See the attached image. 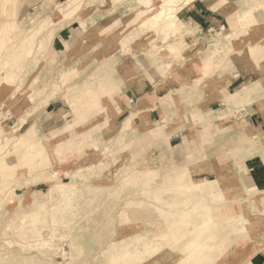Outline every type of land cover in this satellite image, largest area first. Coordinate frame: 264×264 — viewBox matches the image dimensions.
<instances>
[{"label": "rangeland", "instance_id": "374dc122", "mask_svg": "<svg viewBox=\"0 0 264 264\" xmlns=\"http://www.w3.org/2000/svg\"><path fill=\"white\" fill-rule=\"evenodd\" d=\"M70 1L74 11L57 12ZM224 1L227 10L220 0H180L176 24L189 31L186 44L159 53L154 25L141 21L151 13L139 12L148 9L142 0H0V264H119L123 252L140 248V237L152 245L151 235L167 230L163 213L186 210L193 229L207 231L209 207L249 200L257 204L249 211H264V184H254L244 165L264 161V0ZM64 26L65 43L58 37L51 46ZM136 77L144 80L139 87ZM131 84L128 119L119 105L128 104ZM86 103L97 109L84 112ZM152 108L158 114L150 120ZM157 127L159 134L141 139ZM26 133L44 146L33 151L38 139ZM221 174L239 189L232 199L218 201L219 189L204 184ZM243 174L258 188L253 200ZM135 222L136 231L127 228ZM142 222L151 226L141 229ZM240 233L226 230L223 239L237 241L216 264H239L253 253L249 232ZM213 238L177 261L215 264L211 255L223 239ZM166 248L162 241L147 254ZM256 256L263 261L264 251Z\"/></svg>", "mask_w": 264, "mask_h": 264}, {"label": "bare ground", "instance_id": "6f19581e", "mask_svg": "<svg viewBox=\"0 0 264 264\" xmlns=\"http://www.w3.org/2000/svg\"><path fill=\"white\" fill-rule=\"evenodd\" d=\"M113 1H117V0H113ZM160 1L161 3L158 6H153L152 0H142L141 5L148 7V9L146 10L141 9L139 11L143 13V15L151 11V13L149 15L146 14L147 17H143L141 21L143 22L142 24H147L148 22H151L154 25V28L157 33L156 37L160 39L161 41L160 43L162 44L159 53H161L162 51H166V50L177 49L180 46L179 44L180 42H183V44H186V42H184L185 41L184 37L186 35L189 36V31H184L186 33V35H184V33L180 31L178 25L176 24V15H175L176 6L180 0H160ZM183 1L185 2L184 4H187V2H189L190 0H183ZM225 2L227 1L220 0V3L224 7H226V10H227L231 6L227 8L228 6L225 5ZM244 2L248 3V0H245ZM64 6L66 9L64 8ZM64 6L62 5L57 10V12L64 14L68 10L74 11L77 8L76 1L66 2ZM250 10L251 9L245 11L240 18L249 16ZM258 15H262L264 18V10L260 9ZM229 22L233 26L235 19H231ZM28 40L31 41L30 38H28ZM25 45L26 44H24V47ZM76 71L77 69L70 70L69 76L73 75ZM66 77L67 76L65 75V78ZM111 81H112V78L107 77V82L111 83ZM102 89H103V84H98L97 87L93 89V91L98 93V91L100 92V90ZM243 94L244 96L249 94V89H247ZM89 95H85L86 102L90 101L93 98L92 97L93 93ZM75 100L73 101L75 102ZM76 102H78V104H82V102L79 100H76ZM84 105H85V107L83 108L84 112H90L92 110H95L96 108L94 105L89 106V104L87 103ZM81 115L82 114H79V116ZM147 122H148L147 119L143 118L142 125H147ZM160 128L161 127L149 128L146 130L144 129L145 133L143 131L144 135L141 136V139L146 140L149 137L156 136L157 134L160 133ZM25 136L29 138L31 137L33 139L36 138V137L34 138V136H32L30 133H26ZM30 145L34 149L33 151H36L41 146H44V144H42L39 141V139H38V142L31 143ZM243 177H244V184H243L244 191H247L250 194V198H251L250 200H253V198L256 196V192L258 188L250 182V179L246 175L243 174ZM198 182L199 181L194 182L191 185V187L193 186V188H197ZM217 182L218 184H220L219 187L216 184ZM204 184L208 185L209 186L208 188H210L211 191L217 192L216 189H219V191L223 194V196H220L218 201H224V200L234 198V196L238 193V190H239V189L233 188L228 185V182L226 181V176L224 174H221V178L219 179V181L215 179L208 180L204 182ZM62 186H67V185H62ZM262 199L263 200L261 202L263 203V207H264V197ZM222 204L224 205L215 206L213 208L209 207L211 209V214L209 211V217H210V221L212 222V224L209 225V229H207V231L205 229L200 230V231L194 230L193 229L194 220L192 219V217H189L186 210L180 217L173 216L172 218H169L167 217L166 214L163 213L161 215L162 220L160 223L168 224V228L167 230H165L164 233H157V234L151 235L150 240L154 241L155 242L154 244L159 245V246H160V242L163 241L164 243H167V248L162 249L160 252L156 253L153 256L151 255L152 257L148 256L147 254L149 252L148 247H154V244L151 245L144 238L142 239L140 237V240H139V242H141L139 243L141 244L140 248L136 246L131 250L125 251V253L123 252L121 256H125V257L123 258V260H119V264H170L171 262L173 263L177 261L179 256L181 255L186 256L187 254H189L197 246L202 245L204 240L208 238L214 237L212 241L214 243L223 239L225 236L228 235L226 234V230L229 228H231L232 231H235L237 228H240L241 233L243 232L244 229H247V231L249 232V238L257 245L256 249L253 250L252 255L255 253H258L259 250L264 251V230H262L263 225H264V211H257L254 208H251L253 209V211H249V208L252 205H257L256 202L248 200L247 203L245 202L240 205H234V204L228 205L226 203H222ZM200 210H202V208H197L196 216L199 215L201 218L202 214H200ZM136 223L137 222L128 224L127 228H134L136 231V229L139 228V225H136ZM140 224L144 226V227H141V229L149 228L151 226L150 223H145V222H142ZM143 231H145V229H143L141 232ZM241 233H240V236H241ZM182 236H184V239L180 240L182 239ZM138 239L134 237L133 242H138ZM236 241H237L236 237L234 239L229 236L221 241L220 243L221 245L219 244L220 246L218 248L216 247L217 248L216 250L215 248L213 249L215 251L213 252L211 257L213 258L215 264L220 258H222L225 255L227 250H229V248ZM176 242H181L180 246L178 247L175 246ZM214 243H212V245ZM126 255H128L129 258H127ZM250 256H246L245 259L240 261L239 264H249ZM184 260L185 258H181L177 261V263L182 264ZM198 262L200 264H207V260L200 261L199 259Z\"/></svg>", "mask_w": 264, "mask_h": 264}, {"label": "crops", "instance_id": "0c3cea01", "mask_svg": "<svg viewBox=\"0 0 264 264\" xmlns=\"http://www.w3.org/2000/svg\"><path fill=\"white\" fill-rule=\"evenodd\" d=\"M193 7V6H192ZM204 8L205 9H207L205 6H204ZM187 11H189V10H187ZM190 11H193V13L195 14V12H196V14H197V16H200V17H202L203 18V16L200 14V10L198 9H196L195 8V6H194V9H191L190 8ZM211 11H213V10H211ZM215 12V11H214ZM207 19V18H206ZM213 19H215V18H213ZM209 20V19H208ZM197 23V22H196ZM64 28H67V26L65 27H60V29H59V31H60V33H59V35L57 34L59 31H57V28L55 29V31H54V34L52 35V37H51V40H50V45L51 46H54V44H55V39L56 38H60L61 39V41L63 42V43H65V41H66V37H65V35H64V37L65 38H63L62 37V35H63V29ZM62 31V32H61ZM54 52H56V53H54V55H53V57H54V59H55V63H56V61H57V63H60L61 62V60H62V56L60 57L59 56V54L60 53H58V50H56L55 48H54ZM72 58H74L73 56H71ZM53 59V60H54ZM72 69H76L75 67L74 68H71L70 70H72ZM70 70H68V71H66L67 73H69V71ZM79 70V69H78ZM80 71V70H79ZM155 73V72H154ZM154 73H151V74H154ZM156 74V73H155ZM139 75V74H138ZM144 80L142 79V78H139V79H137V77L135 78V82H136V86H138L139 87V85H141V82H143ZM159 81H160V79H159ZM194 81V80H193ZM192 81V82H193ZM235 80H232V82H230V83H233ZM191 82V83H192ZM158 83V82H157ZM191 83H189V84H191ZM231 85V84H230ZM147 86V85H146ZM130 87H133L132 86V84L130 85V86H128L126 89H125V94H124V96L128 99V104H126V103H124V102H121V104L119 105L120 106V108L122 107L123 108V111H122V113L124 114H126V116H127V118L129 119L130 118V116H128V115H130V114H132V110H133V107L131 106V104L134 102V98L132 97L133 96V94H132V91L130 90L131 88ZM175 90H177L176 88H175ZM138 91V90H137ZM199 94V93H198ZM198 94H197V96H198ZM167 95V93L166 94H163L162 96L164 97V96H166ZM196 96V97H197ZM131 98H133V100H131ZM123 101V100H122ZM52 104H54V102H51V101H49L48 103H46V105H45V109H44V111L45 112H48V110H47V108L50 106V105H52ZM150 111L148 112V116H149V119L150 120H152V118H151V114L153 115L154 113L155 114H158V111L156 110V109H154V108H152V109H149ZM161 110V109H160ZM43 111V112H44ZM165 111H169V109H165ZM43 112H42V114L40 115V117H38L37 118V120H40L41 121V118L44 116V114H43ZM136 116H134V118H135ZM253 158H248V159H245V161H244V165L247 167V170L248 171H251V175H252V181H253V183L254 184H261V185H263L264 184V161H262V160H260L259 159V161H253V162H250V160H252ZM257 255V253H255V254H253L252 255V253H251V256H250V263L251 264H264V260L263 261H261V259L260 258H258V256H256Z\"/></svg>", "mask_w": 264, "mask_h": 264}]
</instances>
